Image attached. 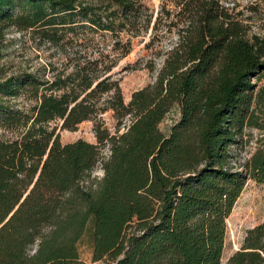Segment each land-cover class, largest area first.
<instances>
[{"label": "trees", "instance_id": "trees-1", "mask_svg": "<svg viewBox=\"0 0 264 264\" xmlns=\"http://www.w3.org/2000/svg\"><path fill=\"white\" fill-rule=\"evenodd\" d=\"M168 3L0 0V60L10 30L50 52L0 69V264H86L83 238L93 263L221 264L236 201L264 185V37L221 0ZM135 39L152 81L125 103ZM85 122L94 143L60 142ZM227 264H264V223Z\"/></svg>", "mask_w": 264, "mask_h": 264}, {"label": "rangeland", "instance_id": "rangeland-1", "mask_svg": "<svg viewBox=\"0 0 264 264\" xmlns=\"http://www.w3.org/2000/svg\"><path fill=\"white\" fill-rule=\"evenodd\" d=\"M173 1V0H170ZM168 0H145L146 5L156 12L162 4ZM221 2L231 8L234 14L244 21L250 28L251 34L264 37V0H221ZM144 41H147V37ZM163 45H166L164 42ZM50 52L45 49L36 48L34 42L28 35L14 30L7 32L5 36L3 56L0 60V69L7 72V76L29 71L42 65ZM148 53L143 49V42L135 39L132 42L131 53L124 58L117 68L121 76L120 87L125 103H128L133 92L144 88L152 81L151 75L145 69H132L137 63L146 58ZM127 69V70H124ZM177 113L171 112L160 124L159 128L163 133H167L170 126L176 121ZM107 127L112 128L113 120L111 114L103 116ZM93 124L85 122L78 126L76 131L59 130L58 134L62 144L73 143L77 140L94 143L95 138L92 130ZM258 138L257 131L250 132ZM252 140L245 151L238 156L240 161L248 158L249 153L255 147V140ZM92 175L96 178L102 176V171L97 166ZM264 223V185H259L253 181H248L241 195L236 201L233 210L226 220V233L224 239L221 264H227L229 257L239 250L246 232ZM79 258L86 264H110L108 259L93 263L91 261V250L87 239L83 238L78 245Z\"/></svg>", "mask_w": 264, "mask_h": 264}]
</instances>
